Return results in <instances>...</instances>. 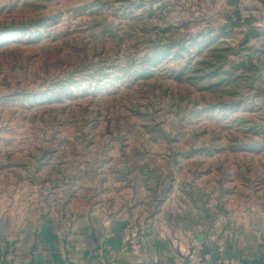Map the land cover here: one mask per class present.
I'll use <instances>...</instances> for the list:
<instances>
[{"label": "rangeland", "instance_id": "rangeland-1", "mask_svg": "<svg viewBox=\"0 0 264 264\" xmlns=\"http://www.w3.org/2000/svg\"><path fill=\"white\" fill-rule=\"evenodd\" d=\"M72 209L264 236V0H0V216Z\"/></svg>", "mask_w": 264, "mask_h": 264}, {"label": "crops", "instance_id": "crops-1", "mask_svg": "<svg viewBox=\"0 0 264 264\" xmlns=\"http://www.w3.org/2000/svg\"><path fill=\"white\" fill-rule=\"evenodd\" d=\"M0 216V264H264V236H193L102 210Z\"/></svg>", "mask_w": 264, "mask_h": 264}]
</instances>
